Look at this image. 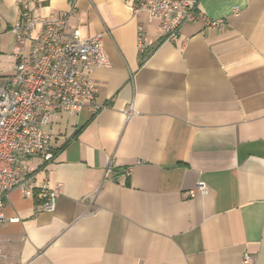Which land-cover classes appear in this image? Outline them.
<instances>
[{
	"label": "crops",
	"instance_id": "0c3cea01",
	"mask_svg": "<svg viewBox=\"0 0 264 264\" xmlns=\"http://www.w3.org/2000/svg\"><path fill=\"white\" fill-rule=\"evenodd\" d=\"M193 1L223 23L186 24L176 43L123 0L76 2L67 32L104 34L101 109L55 115L53 159L24 165L62 185L56 209L12 192L0 264H264V0ZM70 3L0 0V86L18 63L9 26Z\"/></svg>",
	"mask_w": 264,
	"mask_h": 264
},
{
	"label": "built area",
	"instance_id": "2783aa9c",
	"mask_svg": "<svg viewBox=\"0 0 264 264\" xmlns=\"http://www.w3.org/2000/svg\"><path fill=\"white\" fill-rule=\"evenodd\" d=\"M77 1L71 0L70 9L58 15L25 12L9 26L17 42L18 63L7 83L0 86V228L19 222V218L4 214L5 203L14 191L34 198L42 211L56 209L62 185L39 182L34 170L24 165L33 158L44 162L53 159L55 148L48 128L55 115H78L85 109L97 113L101 109L93 75L110 64L104 34L84 38L79 29L67 32ZM123 1L135 16L144 13L159 19L164 42L176 43L186 24L202 22L216 29L223 23L208 18L193 0ZM138 36L144 51L147 39L142 27ZM196 193H207L205 182H198L190 196ZM257 262L258 254L246 251L241 264Z\"/></svg>",
	"mask_w": 264,
	"mask_h": 264
}]
</instances>
